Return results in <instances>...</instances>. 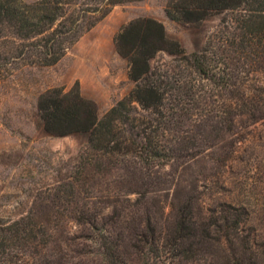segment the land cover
Masks as SVG:
<instances>
[{"label": "trees", "instance_id": "1", "mask_svg": "<svg viewBox=\"0 0 264 264\" xmlns=\"http://www.w3.org/2000/svg\"><path fill=\"white\" fill-rule=\"evenodd\" d=\"M131 1L0 0V80L56 64L98 15ZM165 13L230 17L191 52L156 19L123 25L114 45L133 87L101 116L78 83L39 95L42 129L83 142L27 211L0 216V264H264L245 207L205 198L222 189L237 130L264 120V0H169Z\"/></svg>", "mask_w": 264, "mask_h": 264}, {"label": "rangeland", "instance_id": "2", "mask_svg": "<svg viewBox=\"0 0 264 264\" xmlns=\"http://www.w3.org/2000/svg\"><path fill=\"white\" fill-rule=\"evenodd\" d=\"M168 2L136 0L110 8L98 15L96 24L56 64L21 66L0 80V216L14 218L27 211L36 194L67 172L70 157L83 142L81 135L56 137L42 129L37 111L41 93L78 83L81 95L97 104L101 116L133 87L127 62L114 45V36L123 25L142 17L156 19L170 38L191 52L211 39L220 22L230 17L217 13L200 25L179 23L166 15ZM170 58L162 53L153 62ZM239 129L237 136L243 139L220 173L222 189L210 191L205 198L208 204L220 200L245 207L250 226L264 241V120Z\"/></svg>", "mask_w": 264, "mask_h": 264}]
</instances>
